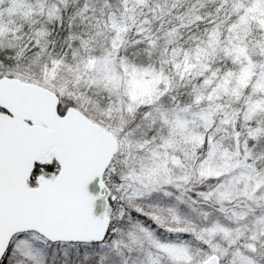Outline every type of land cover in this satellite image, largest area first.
<instances>
[{
  "label": "snow or ice",
  "instance_id": "snow-or-ice-1",
  "mask_svg": "<svg viewBox=\"0 0 264 264\" xmlns=\"http://www.w3.org/2000/svg\"><path fill=\"white\" fill-rule=\"evenodd\" d=\"M0 264H264V0H0Z\"/></svg>",
  "mask_w": 264,
  "mask_h": 264
}]
</instances>
